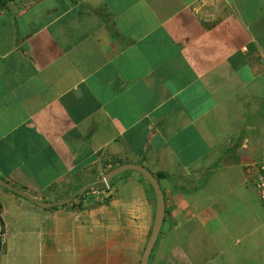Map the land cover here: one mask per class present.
<instances>
[{
	"label": "crops",
	"instance_id": "obj_1",
	"mask_svg": "<svg viewBox=\"0 0 264 264\" xmlns=\"http://www.w3.org/2000/svg\"><path fill=\"white\" fill-rule=\"evenodd\" d=\"M262 160L264 0L0 9V177L30 197L72 198L114 166L142 164L164 174L148 264H261L234 234L228 196ZM19 197L0 187L2 229L12 201L45 246L35 264H141L156 200L138 172L52 208Z\"/></svg>",
	"mask_w": 264,
	"mask_h": 264
},
{
	"label": "rangeland",
	"instance_id": "obj_2",
	"mask_svg": "<svg viewBox=\"0 0 264 264\" xmlns=\"http://www.w3.org/2000/svg\"><path fill=\"white\" fill-rule=\"evenodd\" d=\"M252 169L253 166H247L244 173L243 169L237 172L239 177L235 178L233 192L228 196L232 202L230 220L234 234L248 240L251 255L264 264V206L254 188ZM2 202L5 207L7 232L4 233L0 222V264H35L45 250L40 236L32 231L33 224L25 226L24 222H19L16 204L7 200Z\"/></svg>",
	"mask_w": 264,
	"mask_h": 264
},
{
	"label": "water",
	"instance_id": "obj_3",
	"mask_svg": "<svg viewBox=\"0 0 264 264\" xmlns=\"http://www.w3.org/2000/svg\"><path fill=\"white\" fill-rule=\"evenodd\" d=\"M129 170H132V171H135L141 174L151 185L154 195H155L156 208H155L153 226H152L148 241L146 243V246H145L142 258H141V264H148L150 253L159 235L162 222H163V218H164V214H165L164 195H163V191L161 189L160 183H159V179L155 176V174H153L149 169H147L142 164L125 162L117 166H114L110 168L109 170H107L106 172H104L100 178V181L107 189H109L111 187V181L113 178ZM0 187L5 188L6 190L13 192L19 196L25 197L33 201L37 206L42 207V208H52V207L59 206V205H66L71 202V198H66V199L59 200V201H48V202L34 199L30 197L29 195H27L23 190L15 187L14 185L5 181L1 177H0Z\"/></svg>",
	"mask_w": 264,
	"mask_h": 264
},
{
	"label": "trees",
	"instance_id": "obj_4",
	"mask_svg": "<svg viewBox=\"0 0 264 264\" xmlns=\"http://www.w3.org/2000/svg\"><path fill=\"white\" fill-rule=\"evenodd\" d=\"M9 1H12V0H0V9H3V8L7 5V3H8ZM163 176H164L163 173H158V174H156V177H157V178H160V177H163ZM147 184H148L149 191H151L152 194L154 195L153 189H152L151 185L148 183V181H147ZM91 186H94V187H97V188H99V189H103V190L108 191V189H107V188L101 183V181H100V179H99V180H97V181H95V182H92V183H90L89 185H87L86 190H83V191L79 190L78 192H76L75 196L71 198V201H73L75 198L78 199L79 201L84 200V198H85V194H86V191H87L88 189H90ZM4 189H5V188H4ZM5 190H6V189H5ZM154 196H155V195H154ZM0 207H1V206H0ZM0 214H1V212H0ZM0 222H1V227H3V222H2L1 216H0Z\"/></svg>",
	"mask_w": 264,
	"mask_h": 264
},
{
	"label": "built area",
	"instance_id": "obj_5",
	"mask_svg": "<svg viewBox=\"0 0 264 264\" xmlns=\"http://www.w3.org/2000/svg\"><path fill=\"white\" fill-rule=\"evenodd\" d=\"M254 188L256 190L257 196L264 206V160L257 162L256 165V175L254 177ZM91 190H98L97 187L92 186ZM103 190V189H102Z\"/></svg>",
	"mask_w": 264,
	"mask_h": 264
}]
</instances>
